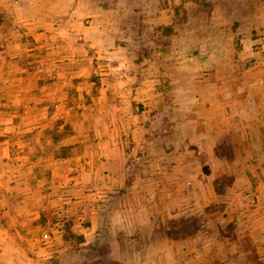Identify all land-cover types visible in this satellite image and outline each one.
Returning a JSON list of instances; mask_svg holds the SVG:
<instances>
[{"label": "crops", "instance_id": "0c3cea01", "mask_svg": "<svg viewBox=\"0 0 264 264\" xmlns=\"http://www.w3.org/2000/svg\"><path fill=\"white\" fill-rule=\"evenodd\" d=\"M52 1L0 0V264H224L236 194L264 243L260 47L131 48Z\"/></svg>", "mask_w": 264, "mask_h": 264}, {"label": "rangeland", "instance_id": "374dc122", "mask_svg": "<svg viewBox=\"0 0 264 264\" xmlns=\"http://www.w3.org/2000/svg\"><path fill=\"white\" fill-rule=\"evenodd\" d=\"M72 2L73 0H53L47 5L50 4L52 9H56ZM79 3V9L106 13L108 17L105 19L109 22L107 30H110L106 33L110 34L111 40L113 38L116 44L122 46L140 48L142 43L164 44L173 40L180 44H193L198 41V32L204 31L207 34L205 38L215 37L217 33L232 34L241 46L244 41L247 44L251 42L250 47H260L264 54V0H80ZM180 5L185 9V13L180 23H177L173 21V17L176 13L175 7ZM91 19L92 17L87 16L83 23L88 25L87 20ZM170 22L178 32L173 38H169L168 34L159 35L155 32L153 27ZM78 37L83 38L82 35ZM246 51L249 52L250 49ZM148 53L150 54V51ZM236 196L238 195L231 199L229 209L225 211L218 208L217 213L218 217L233 219L240 224L230 222L225 226L229 242H225L223 248L219 245L214 251L223 249L226 254L224 264H264V256L259 258L264 255V243H260L259 227L244 224L243 221L255 217L257 212L252 207L232 211L230 208H236L238 205ZM242 199L245 201V198ZM219 204L216 203V206H220ZM251 232L254 233L252 237L255 235L258 241L247 239H251ZM72 262V259H55L50 264Z\"/></svg>", "mask_w": 264, "mask_h": 264}, {"label": "trees", "instance_id": "16d2710c", "mask_svg": "<svg viewBox=\"0 0 264 264\" xmlns=\"http://www.w3.org/2000/svg\"><path fill=\"white\" fill-rule=\"evenodd\" d=\"M175 16L173 17V21L180 23V21L183 19V14L185 13V9L180 5V6H176L175 7ZM155 32L159 35H165L168 34L169 38H173V35L177 34V30L174 27V25L170 22L169 24L163 25V26H155L153 27ZM205 34V35H204ZM207 34L204 31H199L198 32V38H205ZM234 45H236V48L239 49L241 47V44L239 43V41L237 39L234 40ZM142 51H138L140 54L144 52V54H147V51L143 49H141ZM140 57V56H139ZM225 229V228H224ZM226 231V229L224 230V232ZM65 237L66 238H74L76 241H78L79 237H77L76 235L72 234V232H70L69 230L65 233Z\"/></svg>", "mask_w": 264, "mask_h": 264}, {"label": "built area", "instance_id": "2783aa9c", "mask_svg": "<svg viewBox=\"0 0 264 264\" xmlns=\"http://www.w3.org/2000/svg\"><path fill=\"white\" fill-rule=\"evenodd\" d=\"M42 239L44 241H48L50 239V235L47 232H45V233L42 234Z\"/></svg>", "mask_w": 264, "mask_h": 264}]
</instances>
